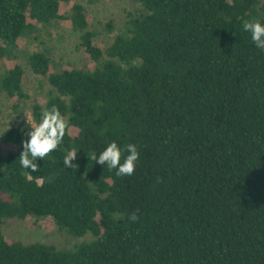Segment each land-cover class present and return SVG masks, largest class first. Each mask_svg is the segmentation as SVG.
<instances>
[{
	"label": "trees",
	"instance_id": "obj_1",
	"mask_svg": "<svg viewBox=\"0 0 264 264\" xmlns=\"http://www.w3.org/2000/svg\"><path fill=\"white\" fill-rule=\"evenodd\" d=\"M72 1L0 0V63L58 19L93 63L60 67L44 48L25 53L55 91L30 105L34 124L56 105L70 128L37 172L19 163L31 128L0 132V223L49 216L90 240L65 251L0 233V264H264V51L237 19L264 24V2L133 0L141 12L102 50ZM22 77L16 63L0 71L13 111L27 97ZM113 141L138 146L133 175L91 159ZM73 148L76 171L62 161Z\"/></svg>",
	"mask_w": 264,
	"mask_h": 264
},
{
	"label": "rangeland",
	"instance_id": "obj_2",
	"mask_svg": "<svg viewBox=\"0 0 264 264\" xmlns=\"http://www.w3.org/2000/svg\"><path fill=\"white\" fill-rule=\"evenodd\" d=\"M264 2V0H262ZM80 3L87 16V30L94 33V40L104 50L112 38L121 30L129 15L141 12L139 4L133 0H73ZM70 3H63L60 14L67 15ZM108 23L110 29L104 25ZM79 32L73 30L67 19H58L52 24L40 29L36 38H20L12 51V57L1 60L0 71L6 70L12 64H18L23 70L21 80L22 91L26 98L18 102L16 111L12 110L11 100L0 93V132L10 125H19L20 121L34 124L30 105L37 102L43 105L55 91L43 77L34 75L25 62V53L44 48L49 59L60 67H75L90 69L93 66L82 48L78 47ZM5 152L7 147L0 146ZM0 233L7 241L19 240L22 243L44 242L55 249L71 251L82 242L90 240V234L80 236L69 234L65 228H57L49 216H27L22 219L6 218L0 223Z\"/></svg>",
	"mask_w": 264,
	"mask_h": 264
},
{
	"label": "clouds",
	"instance_id": "obj_3",
	"mask_svg": "<svg viewBox=\"0 0 264 264\" xmlns=\"http://www.w3.org/2000/svg\"><path fill=\"white\" fill-rule=\"evenodd\" d=\"M237 19L241 21L243 30L251 34V40L255 46L264 51V24L259 20L249 21L242 17H237ZM29 125L31 128L28 133L30 138L22 141L23 151L19 156V163L22 168L37 172L40 169L36 161L44 160L60 147L70 124L69 120L61 114L60 109L56 105H52L51 108H45L42 111L39 123ZM125 153H127L126 156ZM76 157L77 150L75 148L67 151L62 160L64 167L76 171L79 165L72 163ZM122 158L123 162H121ZM139 158L140 152L136 144L129 143L122 149L115 141L109 143L98 157L96 153L91 156V159L97 164L107 166L109 171L115 169V174L118 177L133 175ZM160 179L158 178L157 182H160ZM138 212L137 209L131 213L128 219L132 222L138 221Z\"/></svg>",
	"mask_w": 264,
	"mask_h": 264
}]
</instances>
